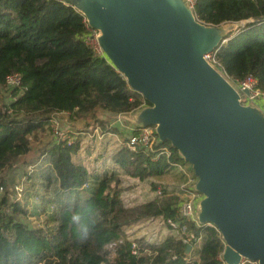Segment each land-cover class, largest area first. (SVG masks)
Instances as JSON below:
<instances>
[{
  "label": "trees",
  "instance_id": "obj_1",
  "mask_svg": "<svg viewBox=\"0 0 264 264\" xmlns=\"http://www.w3.org/2000/svg\"><path fill=\"white\" fill-rule=\"evenodd\" d=\"M192 13L206 26L252 20L234 35L228 33L227 41L213 50L215 68L234 83L252 76L255 88L264 94V0H196ZM92 32L83 15L60 0H0V174L21 173L29 163L23 159L38 142L59 188L83 189L92 178L85 166L72 159L79 144L52 142L53 118L90 117L102 133L118 135L116 128L96 118L98 112L117 116L152 107L105 56L96 55L86 43ZM12 74H19V87L4 85ZM154 149L157 152L146 155L124 144L112 161L125 176L141 182L188 163L168 140L158 139ZM120 183L114 174L99 177L92 191L59 206L51 228H32L22 222L27 212L10 200L8 180L1 176L0 264H189L187 246L191 248L201 237L198 261L192 264H225L220 232L209 224L181 222L175 195L151 183L160 196L127 208ZM74 214L80 216L78 223L71 220ZM151 218L175 221L180 238L169 237L154 246L137 240L140 251L146 248L151 254L135 259L123 227ZM110 243L117 244L113 257L106 248Z\"/></svg>",
  "mask_w": 264,
  "mask_h": 264
},
{
  "label": "water",
  "instance_id": "obj_2",
  "mask_svg": "<svg viewBox=\"0 0 264 264\" xmlns=\"http://www.w3.org/2000/svg\"><path fill=\"white\" fill-rule=\"evenodd\" d=\"M69 5L100 31L105 56L152 104L153 116L140 113L136 125L157 123L159 140L192 165L204 196L197 218L222 235L223 262L264 264V122L256 117L263 115L240 104L230 82L203 59L227 33L198 22L184 0Z\"/></svg>",
  "mask_w": 264,
  "mask_h": 264
},
{
  "label": "rangeland",
  "instance_id": "obj_3",
  "mask_svg": "<svg viewBox=\"0 0 264 264\" xmlns=\"http://www.w3.org/2000/svg\"><path fill=\"white\" fill-rule=\"evenodd\" d=\"M237 24L238 25L224 24L217 26L216 29L221 31L222 37L224 36V33L228 34L232 32V35H234L239 31L240 28L244 27L246 23H237ZM94 31H96V40L98 41L97 36L99 33L97 30ZM226 41L227 40L225 39L224 42ZM102 55L103 56L105 55L104 52H102ZM107 60L111 62L108 58ZM232 87L236 90L235 86L232 85ZM239 96L241 97L240 94ZM242 103L243 106L249 104L248 106L259 108L261 114L263 115V118L258 115H256V117H258L264 122L263 101L259 99L253 104L251 103L246 104V102L244 101H242ZM143 112H147V113L149 112V116H153V113L150 111V109H147V107H142L139 111L121 116L119 119H117L118 118L117 116L98 112L96 114V118L98 120L107 122L108 128L112 127L117 129L119 134L114 136L112 135L108 136V134L104 135L105 133H107V131L104 130V133H102L101 130L98 128V124L94 121V119L90 117L73 118L67 115H58L55 116V123L57 124L56 128L60 132L66 133V138L68 139L69 143L76 141L73 139L74 137L81 138V142L84 148L83 153L81 155V160H83L85 163L87 162L86 165L91 173L96 168H99V172H101L103 167L107 166L110 168L114 164L111 158L125 144V141H127L128 138L132 135V131L130 130L139 127L138 125H136L135 120L138 118V115ZM151 127L156 132L157 123L151 124ZM95 130H97V133ZM68 131L71 134L68 133ZM75 132L80 134H75ZM158 139L159 138L157 136L156 140ZM51 141L59 142L56 138H53ZM40 146L41 144L38 142L33 143L29 155L25 157V159H23L29 163H25L23 165L21 173L19 172H12L9 174L4 173V174H0V177L5 176L8 180V187L6 191L9 194L10 200H12L13 202L15 200H18L20 204L24 206L27 212L26 218L22 219V222H24L25 224H27L32 228H51L52 227L51 224L53 220L56 219L57 217L60 204L64 203L66 199H69V196L66 195L67 198L65 197L66 198L65 200L63 201L60 200V203H58L57 200L59 199L57 198V196L64 197L63 195H65V193H59L56 187H52V186L49 187V184L47 185V182L44 181V179L42 178V176L47 171L48 172L51 171V169L48 168L49 167L48 160L44 159L46 158V156L40 155V150H41ZM87 152H90V154H92L89 159L86 158ZM95 156L100 157V159L99 160L96 159L97 157ZM37 162H39L38 165H36ZM186 165L188 166L185 169V173L187 176L185 175L183 176L184 179L182 178L181 180L182 183L180 184H176V182H174V179L171 178L172 177L171 174L164 176L163 178H161L160 176L151 179L159 181L160 183L154 182V184H156L160 188H166V191L169 194L175 195L179 199V202L186 200L187 197L189 196L191 197L194 195L195 196L194 207H195V212L198 215L200 211V203L203 200L204 196L200 192H198L195 188V185L198 181V177L196 175H193L194 171L192 169V165H190L189 163H187ZM103 170L108 171V169L105 168ZM119 172H121V174L123 175V176H117L121 182L119 188L121 189V197H123V201H124L123 204L128 206L127 208L145 204L151 201L154 196L155 198L159 196L157 195V192L152 191L151 183L149 179L141 183H131L130 181L125 179L126 176H124L121 170ZM41 174L43 175L41 176ZM52 174L54 175L53 172ZM183 183H185L184 186H182ZM19 184H21V186H19L21 192H20V196H17L14 189H13L14 193L12 192V188L15 185H19ZM1 192L4 191H0V193ZM152 192L156 193V195L153 194ZM71 198L73 200L74 198L73 194L71 195ZM125 228H130V227L128 225L123 227L125 240H129V241L145 240L144 242L145 243L149 242V245L151 246L162 243L171 235L169 233L170 230L167 229V227L164 225V222L162 220L159 221V225L157 223V225L155 226L156 230L154 231H152L153 230L152 228H154L152 223L139 225V227H137L136 229L131 227L130 230H125ZM141 228H143L142 229L143 232L138 234ZM172 235L176 239L180 237L177 232H172ZM202 242H203V237L199 238L197 243L193 245V247L197 245L198 246L202 245ZM192 259H193L192 257L190 258L188 257V260L190 262H194L195 259L193 260Z\"/></svg>",
  "mask_w": 264,
  "mask_h": 264
},
{
  "label": "built area",
  "instance_id": "obj_4",
  "mask_svg": "<svg viewBox=\"0 0 264 264\" xmlns=\"http://www.w3.org/2000/svg\"><path fill=\"white\" fill-rule=\"evenodd\" d=\"M184 2L186 4V6L192 11L193 8H194L196 0H184ZM83 17H84V20L86 22L87 28L93 30L91 36L86 39V43L89 46L92 47V49L94 50L96 55L103 56L102 55L103 51H102V49H101V47L99 45V42L96 40V31H94V29H92L88 25V22H87V20H86L84 15H83ZM251 21L252 20H246V21H243V22H240V23H248V22H251ZM235 25H238V24L235 23ZM203 59L207 63H209L212 67L215 68V63L216 62L214 60V52L213 51L210 52V53L205 54L203 56ZM226 80L228 82H230V84L235 86L236 90L241 95V97L239 98L240 104H243L242 101L246 102V104H248V103L253 104L254 102L258 101L259 99L264 102V94L255 88L256 80L252 76H247L244 80L239 81V82H235V83L229 81L228 79H226ZM20 83H21V79H20L19 74L8 75V76H6V78L4 80V85L6 87H8V88L19 87ZM243 91H248V95H245L243 93ZM244 106H247V105H244ZM121 116H124V115H117V117H118L117 119H119ZM52 124H55V128H54V136H55V138L58 141L68 140L66 138V133L65 132L62 133L56 128L57 124L55 123V121H53ZM95 131L97 133V130H95ZM131 131L132 132L136 131V134L135 135L132 134L128 138V140L125 142V146L129 150H131L132 152L141 151L143 154H146V155L153 154V153L157 152L154 149V147L156 145V141H157L156 140L157 139V134H156V132L153 130V128L151 126H147V127L139 126V127L134 128V129H131ZM68 133H70V132L68 131ZM44 159L46 160V158H44ZM38 163L39 162H37L36 165H38ZM36 165H34V166H36ZM49 167H51L50 162H49ZM19 186H21V184L15 185L12 188V192H13V189H14L15 193L17 194V196H20V192H21ZM0 191H2L1 188H0ZM157 195L160 196V192L159 191L157 192ZM194 199H195V196L193 195L191 197L190 196L187 197L186 200H183V201L179 202L178 205H177L176 214H177V216H178V218H179V220L181 222H183V221L189 222L190 221V222H194L196 225L200 226L202 224L199 223L198 218H197V214L195 212ZM14 202L20 203L18 200H15ZM160 220H162V219L160 218ZM162 221L164 222V225L170 231L177 232L179 234V236H180V233L178 232L179 225L175 221L170 220V219H168L166 221H164V220H162ZM181 230L184 231L183 228ZM127 241L131 245L130 246V255L135 257V259L139 258L143 254H148V255L151 254V252L148 249H146V248L143 249L142 251H140V248L138 247V245H137L135 240H132V241L127 240ZM183 242L186 243V240H183ZM146 244L149 245V242H147ZM116 245H117L116 243H110V244H108L106 246V248L111 251V256L110 257H113L115 255V247H116ZM155 245H158V244H155ZM221 260H222V258H221ZM186 261L189 264L193 263V262H190L188 259ZM254 264H257V263H254Z\"/></svg>",
  "mask_w": 264,
  "mask_h": 264
},
{
  "label": "crops",
  "instance_id": "obj_5",
  "mask_svg": "<svg viewBox=\"0 0 264 264\" xmlns=\"http://www.w3.org/2000/svg\"><path fill=\"white\" fill-rule=\"evenodd\" d=\"M60 1H62L63 3H65L66 5H69V4H71V2H75L76 0H60ZM75 9V8H74ZM98 37L101 35V33H100V31H98ZM58 116V115H57ZM53 121H55V117L53 118V120H52V122ZM52 122H50L51 124H52ZM129 131V130H128ZM131 131V130H130ZM71 134V133H70ZM75 134H80V133H76L75 132ZM106 134H108V136H114L113 134H110V133H105L104 135H106ZM103 135V136H104ZM74 140H76L77 142H78V144H79V151L77 152V154L76 155H74L73 156V161L75 162V163H77V164H81V165H83V166H85L86 167V169L88 170V167H87V165H86V163L83 161V160H81V155H82V153H83V144H82V142H81V138H73ZM87 139V138H86ZM90 151V150H89ZM91 155L92 154H90V152H87V157L86 158H90L91 157ZM92 157H94V156H92ZM95 157H97V156H95ZM96 159H100V157H97ZM112 159V158H111ZM76 160V161H75ZM97 167V166H96ZM176 167V168H175ZM188 166L187 165H183V166H179V165H174V166H172V167H170L169 168V170L165 173V175H163V176H161V178H163L164 176H167V175H169V174H171L172 175V177L171 178H173L174 179V182H176V184H180V183H182V178L184 179V175L185 176H187L186 175V173H185V169L187 168ZM48 168H50L51 169V167H48ZM47 168V169H48ZM108 169V171L107 170H103V169ZM178 168V169H177ZM103 169H102V171L101 172H99V168H96V169H94V171L91 173L89 170H88V173H89V175H90V177L92 178L90 181H89V184L87 185V186H85L83 189H79V190H75V191H63V190H61L60 188H59V185H58V180H57V178H56V175H55V173L52 171V169H51V171H47L43 176H42V178L44 179V181H46L47 182V185L49 184V187L50 186H52V187H56L57 188V191H59V193H65V195H63L64 197H61V196H57V198L59 199V200H57L58 201V203H60V200L61 201H63V200H65L67 197H66V195L67 196H69V199H66L65 200V202L64 203H66V202H70V201H73L76 197L78 198V197H80L82 194H84V193H88V192H90V191H92L94 188H95V184H96V179H98L99 177H102V176H104V175H111V174H114V175H116V176H123L122 174H121V172H119L120 170H119V168L115 165V164H113L110 168L109 167H103ZM52 172L54 173V175L52 174ZM193 175H195L194 174V172H193ZM125 176V175H124ZM47 177H49L50 178V182H48L47 181ZM123 179V178H122ZM125 179H127L128 181H130L131 183H141V181H139L138 179H132V178H129V177H125ZM94 180V181H93ZM149 181H150V183H160L159 181H157V180H154V179H149ZM144 182V181H143ZM92 183V184H91ZM185 185V183H183L182 184V186H184ZM49 187H47V188H49ZM89 187V188H88ZM86 188H88V189H90V190H88V189H86ZM164 189H166V188H164ZM153 193V192H152ZM74 195V198H73V200H72V198H71V195ZM153 194H155L156 195V193H153ZM58 195V194H57ZM66 197V198H65ZM56 198V199H57ZM121 199H122V201H123V197H121ZM153 199H155V196L152 198V200ZM64 203H61V204H64ZM123 203H124V201H123ZM60 204V205H61ZM125 207H128V206H126V205H124ZM147 220V221H146ZM144 221H146V222H144ZM159 221H160V218H151V219H145V220H140V221H138V223L137 222H135V224L134 223H132V224H130V225H128L130 228H125V230H130L131 229V227L132 228H137V227H139V225H143V224H146V223H152V225L154 226V228H152L153 230L152 231H154V230H156V228H155V226L157 225V223H158V225H159ZM140 223V224H139ZM139 224V225H138ZM143 228H141V230H139L140 232L138 233V234H140V233H142L143 232V230H142ZM168 229V228H167ZM169 230V229H168ZM125 232H127V231H125ZM169 233L171 234L169 237H173V235H172V231H169ZM168 237V238H169ZM173 238H175V237H173ZM176 239V238H175ZM179 239V238H178ZM198 241V240H197ZM197 241H196V243H197ZM195 243V244H196ZM194 244V245H195ZM201 246L202 245H200V246H192L191 248H190V250H189V258L190 257H192L193 259H195V261L194 262H196V261H198V252H199V250H200V248H201ZM194 256H196V257H194ZM192 259V260H193ZM193 262V263H194Z\"/></svg>",
  "mask_w": 264,
  "mask_h": 264
},
{
  "label": "clouds",
  "instance_id": "obj_6",
  "mask_svg": "<svg viewBox=\"0 0 264 264\" xmlns=\"http://www.w3.org/2000/svg\"><path fill=\"white\" fill-rule=\"evenodd\" d=\"M71 220H72V222H74V223H78L79 220H80V216H79V214H74V215L72 216ZM84 234L86 235L87 233L84 232Z\"/></svg>",
  "mask_w": 264,
  "mask_h": 264
}]
</instances>
